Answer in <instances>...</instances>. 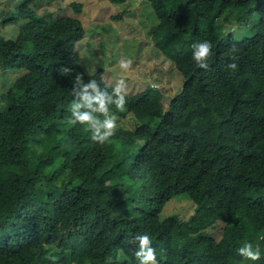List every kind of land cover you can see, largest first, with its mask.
I'll return each mask as SVG.
<instances>
[{
  "label": "trees",
  "instance_id": "trees-1",
  "mask_svg": "<svg viewBox=\"0 0 264 264\" xmlns=\"http://www.w3.org/2000/svg\"><path fill=\"white\" fill-rule=\"evenodd\" d=\"M143 1L181 89L166 108L155 88L127 95L103 146L66 122L76 75L112 86L80 63L82 4L1 12L8 29L25 20L0 34V71L22 72L0 96V264H138L137 235L158 264H264V0ZM205 40L208 70L192 60ZM174 199L189 217L163 215ZM245 242L259 260L238 254Z\"/></svg>",
  "mask_w": 264,
  "mask_h": 264
},
{
  "label": "rangeland",
  "instance_id": "rangeland-1",
  "mask_svg": "<svg viewBox=\"0 0 264 264\" xmlns=\"http://www.w3.org/2000/svg\"><path fill=\"white\" fill-rule=\"evenodd\" d=\"M21 0H0V14L14 9ZM82 4L79 18L84 26L85 35L77 43L80 63L87 73H94L103 67L102 78L114 86L119 79L127 85V95L143 91L146 87L157 89L161 93L159 102L163 108L181 89V75L175 71L173 62L166 59L152 40L157 20H148L149 6L143 0H132L130 5L106 3L105 0H31L29 8L36 11L46 9L59 14H69L71 3ZM144 2V3H142ZM128 4V6H127ZM127 11L124 15L123 10ZM122 13V14H121ZM150 12L148 11V14ZM124 15L120 20H111L113 16ZM152 17V15H151ZM3 16L0 15V19ZM25 19H20L12 28L0 25V34L16 31ZM120 59H131L128 71L119 67ZM21 71H0V96L4 95ZM191 203L173 200L163 215L178 214L185 219L191 214Z\"/></svg>",
  "mask_w": 264,
  "mask_h": 264
},
{
  "label": "clouds",
  "instance_id": "clouds-1",
  "mask_svg": "<svg viewBox=\"0 0 264 264\" xmlns=\"http://www.w3.org/2000/svg\"><path fill=\"white\" fill-rule=\"evenodd\" d=\"M192 60L203 70H208V59L212 55V45L207 40L196 42L191 45ZM232 51H236L233 47ZM236 57H233L235 60ZM119 67L122 71H128L132 66L131 59H120ZM227 67L231 71H236L237 64L230 63ZM63 72L68 73L70 69L64 68ZM71 96L73 97L70 105V116L67 118L69 125L86 126L91 133L92 142L101 146L109 143L117 131L118 117L111 112L114 106L119 112L125 110L127 104V85L124 79H119L111 86L101 88L95 80L83 79V74H78L72 82ZM133 244L136 245L134 257L138 264H158L156 250L152 247V240L149 235H137L134 237ZM238 254L245 260L257 261L261 258L258 246L254 248L250 242H245L239 249ZM55 261V257H51Z\"/></svg>",
  "mask_w": 264,
  "mask_h": 264
}]
</instances>
